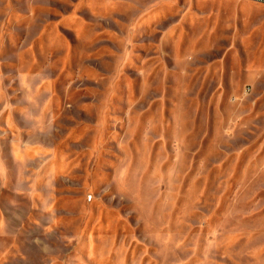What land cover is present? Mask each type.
<instances>
[{
  "label": "rangeland",
  "instance_id": "rangeland-1",
  "mask_svg": "<svg viewBox=\"0 0 264 264\" xmlns=\"http://www.w3.org/2000/svg\"><path fill=\"white\" fill-rule=\"evenodd\" d=\"M0 264H264V0H0Z\"/></svg>",
  "mask_w": 264,
  "mask_h": 264
}]
</instances>
